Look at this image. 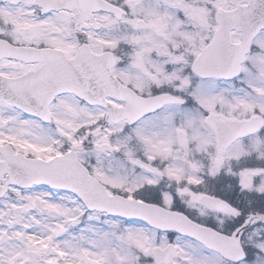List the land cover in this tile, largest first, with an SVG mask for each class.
Masks as SVG:
<instances>
[{
	"label": "snow or ice",
	"instance_id": "1",
	"mask_svg": "<svg viewBox=\"0 0 264 264\" xmlns=\"http://www.w3.org/2000/svg\"><path fill=\"white\" fill-rule=\"evenodd\" d=\"M0 264H264V0H0Z\"/></svg>",
	"mask_w": 264,
	"mask_h": 264
}]
</instances>
